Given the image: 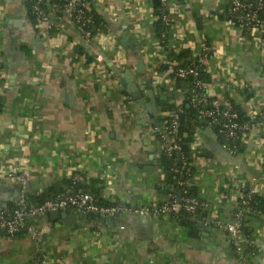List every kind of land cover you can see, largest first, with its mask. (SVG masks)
I'll return each mask as SVG.
<instances>
[{
  "label": "crops",
  "instance_id": "0c3cea01",
  "mask_svg": "<svg viewBox=\"0 0 264 264\" xmlns=\"http://www.w3.org/2000/svg\"><path fill=\"white\" fill-rule=\"evenodd\" d=\"M29 2L0 0V207L14 205L21 195V184L10 174L26 178L28 198L78 176L83 188L95 184L111 204H163L168 195L157 131L164 128L146 118V109L120 87L127 70L148 101L150 92L157 97V86H172L168 70L161 71L169 61L159 41L163 33L154 24L153 1L93 0L105 31L92 39L65 13L50 15L51 30L35 26ZM230 4L169 0L171 50L195 55L209 46L210 94L255 120L239 155L223 147L209 124L196 133L191 183L205 203L202 218L223 225L234 223L243 187L257 186L264 198V36L247 33L227 14L222 18ZM126 214L108 224L78 217L69 226L59 224L61 217L46 216L36 223L40 237L1 232L0 264H32L37 256L41 264H264V216L249 221L252 248L240 259L220 228L200 223L191 236L176 213Z\"/></svg>",
  "mask_w": 264,
  "mask_h": 264
},
{
  "label": "built area",
  "instance_id": "2783aa9c",
  "mask_svg": "<svg viewBox=\"0 0 264 264\" xmlns=\"http://www.w3.org/2000/svg\"><path fill=\"white\" fill-rule=\"evenodd\" d=\"M32 4L33 15L38 20V25H46L47 30H51L55 27V23L51 20V16L44 10L45 4L49 0H29ZM64 13L68 14L80 32L91 39V33L86 29L87 24L90 23V19L87 18V13L91 11V5L93 0H64ZM164 13L162 19L167 27H171L172 19L169 11V0H161ZM53 13H58L60 7L57 4L53 5ZM180 10L177 7L176 13ZM229 14L231 20L236 24L243 27L247 33L260 32L264 36V0H231ZM1 33V29H0ZM211 48L204 44L197 54L192 55L191 64L184 67L174 68L170 65L166 75H170L171 78L168 82L173 83L177 79L192 77L194 78V84L198 93L193 96L192 104L195 107L200 106V114L205 119L209 120L210 125H215L219 120H223L224 124L221 125L219 132L225 135L228 139L234 140L239 133L245 137L247 131L250 130L251 125L240 124L236 121L238 118L237 113L233 110V106L230 102L222 103L218 98L213 97L210 94V84L204 82L201 77L203 71H205L206 65L211 58ZM3 65V57L0 50V84L3 83V75L1 73V67ZM185 95L181 94L179 102L174 104L180 108L184 102ZM168 115V113H167ZM264 118V116H262ZM178 134V122L173 120L170 126L164 124V129H158L157 135L164 149L168 154H172L174 151L182 152L180 145L177 143ZM226 149V147L223 145ZM227 150V149H226ZM228 151V150H227ZM231 153V152H230ZM10 179H16L22 186L21 195L14 204V209L0 210V231L4 230L7 236L14 237L16 234L27 231L30 235L40 237V232L36 229V224H29L33 219H41L46 217L54 210H83L84 212H91L94 214H100L102 216H114L120 212L133 213L140 216L160 215L167 213H179L184 212L190 216L191 219H197L198 211L204 208L205 203L193 197H176L169 195L167 200L163 204L156 207H140L131 208L123 205H100L97 203L96 196L89 192L76 191L72 192L68 190L65 194L59 195L56 199L46 201L45 203L35 206L28 201V195L26 191V178L24 176H18L15 174L9 175ZM80 178L77 176L73 179L75 182H79ZM257 193V186H249L248 191L243 187L238 194V205L246 206L248 200L252 194ZM243 221V211H238L235 214V221L232 224L223 225L219 221H212L208 218H201L199 222L204 227H216L220 228L226 233L230 239L232 248L238 254L239 257L244 258L243 243L245 239L241 233ZM32 264H41L40 262L33 261Z\"/></svg>",
  "mask_w": 264,
  "mask_h": 264
},
{
  "label": "trees",
  "instance_id": "16d2710c",
  "mask_svg": "<svg viewBox=\"0 0 264 264\" xmlns=\"http://www.w3.org/2000/svg\"><path fill=\"white\" fill-rule=\"evenodd\" d=\"M152 1H153V9L155 16L154 24L157 30L163 33L159 35V41L161 45L165 46L169 61L167 65H163L161 71L164 72L166 70H169L170 65H173L174 68H179L191 64L193 62L191 60L192 52L188 50L174 51L171 50V48L169 47L168 41H169L170 27H167L162 19V15L164 13L165 8L162 7L161 0H152ZM54 4H57L60 7V11L56 13V15L59 17L62 16L64 14V4H65L64 0H49L47 4H45L44 6V10L49 15L53 14ZM28 6H29L31 21L36 26L38 24V20L36 16L33 15L31 2H29ZM229 8L230 6L228 7L226 13L223 16H221L222 18H225V15L227 14L226 19L228 20L232 19L229 14ZM87 18L90 19V23L87 24L86 29L91 33V39L105 31L104 19L94 9H91V11L87 13ZM197 22L200 25V21H198V19ZM1 70H2L1 73L3 75L2 67ZM201 79L206 83L210 82V78L206 73V71H203ZM156 91L158 94L156 97L157 106L159 107L160 111L168 113V115H166L165 117L164 124L168 127L170 126L173 120H176L178 122L177 143L180 145L182 150L181 153L174 151L172 154H168L164 149H161L159 162L162 170L165 173V179L163 181L164 192L168 196L173 195L176 197H179L178 192H181L183 197H193L200 199L198 193L199 188L191 183L195 175L194 160H195V156L198 155L197 153L194 152L193 145L195 142V137L198 129L204 128L207 124H209V120L201 116L199 110L200 106L195 107L192 104L191 100L193 96L198 93V90L196 89L194 84V78L187 77V78L177 79L172 83L171 87L160 85L157 86ZM177 93H183L185 95L184 102L180 108H178L173 102L175 101ZM231 104L233 106V110L238 115V118L236 119L238 123L247 124V125H251L255 123V120L249 118L246 115V113H244L239 107H237L233 103ZM0 110H1V106H0ZM223 124L224 121L219 120L217 124L215 125L209 124V125L222 139L223 145L226 147V149L229 152H231L233 155H239L240 153H243L245 149V139L247 138V134L249 131H247L245 137L242 136L241 133H239L234 140L228 139L225 135H222L219 132V129ZM248 188L249 186H245L246 191H248ZM68 190L72 192L81 190L83 192L92 193L96 196L97 203L100 205H115V204H111L109 201H106L101 197L100 190L99 188H97L95 184L92 185L91 188L89 187L83 188L82 183L75 182L73 180L63 181L59 184L49 186L40 195L32 196L28 198V201L35 206H39L45 203L46 201L56 199L61 194L64 193L66 194ZM4 209L8 211L11 210L12 212L14 209V205L12 203H8L6 206L0 207L1 211H3ZM240 210L243 211L241 233L248 246V243L250 244V242L253 241V234H252L253 231L248 223L251 219L264 216V198L258 193L252 194L246 206H242L241 204L238 205L236 212ZM201 215H203V213L199 210L197 214V219H191L188 214L182 211L177 213L176 217H178L179 222L189 230V234L191 236H195L200 229L199 219L203 217ZM47 217L49 218L50 214H48ZM39 220L40 219H33L29 222V224L30 223L36 224ZM4 235L7 234L4 232ZM28 235L29 232L25 230L16 234L14 237L25 238ZM251 246L252 244H250L248 248H245L246 245H244L243 256H245V251H247V249L252 248ZM239 258L244 259L241 257ZM36 260L41 263L42 261L41 256H37L34 261Z\"/></svg>",
  "mask_w": 264,
  "mask_h": 264
},
{
  "label": "water",
  "instance_id": "95a60500",
  "mask_svg": "<svg viewBox=\"0 0 264 264\" xmlns=\"http://www.w3.org/2000/svg\"><path fill=\"white\" fill-rule=\"evenodd\" d=\"M184 0H181L183 2ZM191 61V60H189ZM143 66L140 65L138 68L139 71H142ZM120 87L126 90V92L138 102V104L146 109V114L144 115L146 118L151 120V122L161 128H164L162 121L165 119L161 117L157 101L155 96L152 92H150V101H148L145 96L143 95V92L140 90L137 82L135 81V77L131 73V71L127 70L125 72V78L120 82ZM179 198L182 197L181 192H178ZM70 210H54L50 213V219L51 220H57L61 217V221L59 224L62 225H76L77 224V218L81 217L84 219H95V220H102L105 221L107 224L109 222L114 223L116 222L120 217H125L126 213L117 214L114 216H102L100 214H94L91 212H84L83 210H76L75 212L72 211V213L69 212ZM51 225L46 226L44 230V234L42 235V238L44 241L47 240L48 232L51 229ZM4 233V230L1 231Z\"/></svg>",
  "mask_w": 264,
  "mask_h": 264
}]
</instances>
